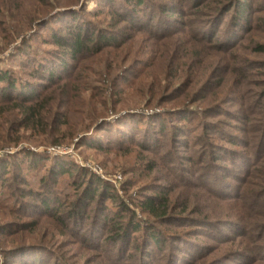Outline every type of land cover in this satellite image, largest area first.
Wrapping results in <instances>:
<instances>
[{
	"label": "rangeland",
	"instance_id": "374dc122",
	"mask_svg": "<svg viewBox=\"0 0 264 264\" xmlns=\"http://www.w3.org/2000/svg\"><path fill=\"white\" fill-rule=\"evenodd\" d=\"M123 1L0 0V70L21 83L33 81L25 68L30 56L60 51L52 34L71 21L60 17L65 8L93 27L131 38L118 53L106 50L79 64L91 71L87 88L70 95L69 117L75 122L91 107L101 127L50 146L43 127L19 129V111L0 117V164L8 162L9 172L0 175V264H139L144 231L120 247V257L108 244L97 245L109 236L102 220L115 217L122 204L135 211L136 223L153 224L173 239H165L163 256L148 243L151 264H177L175 257L182 264L197 257L193 264H264V252L257 255L264 201L257 208L251 196L264 193V149L256 141L264 130V0H145L138 22L169 9L156 20L162 22L157 37L122 22ZM235 5L241 15L226 12ZM28 152L48 160L28 169L22 160ZM50 158L104 181L114 199H83L84 209L78 199L85 185L67 176L52 183ZM45 180H51L47 188ZM158 194H166L169 214L180 219L159 224L141 213L140 203ZM244 204L247 213H260L259 224L252 225ZM108 224L117 227L115 219ZM185 246L194 248L188 253Z\"/></svg>",
	"mask_w": 264,
	"mask_h": 264
},
{
	"label": "trees",
	"instance_id": "16d2710c",
	"mask_svg": "<svg viewBox=\"0 0 264 264\" xmlns=\"http://www.w3.org/2000/svg\"><path fill=\"white\" fill-rule=\"evenodd\" d=\"M241 1L242 0H234V3H240ZM145 5V0H124L123 3H121V12L127 16L123 17L124 20H122V22H128L127 24H134L135 22L133 27H135V30H137L138 33L147 32L153 37H157L161 34V31L159 32V30H156L155 26H158L162 22L158 23L156 20L157 18H159V16L163 15L164 12H167L169 9H165L163 11L161 10V15L158 16H155L156 13H153L152 17L145 18V23H142L141 21L138 22L139 19L136 18V15L138 14L139 16L141 14L142 8H144ZM112 9L113 11H116L114 7ZM239 9L240 6H236L235 10H232L231 8V10L228 9L226 10V12L235 11L239 15L241 13ZM77 12L78 11L74 10L72 7H68L64 9L62 14H60V17L66 15L71 16L69 17L71 21H66L63 24V32L52 34V44L55 45L60 51L56 50L55 52H51L49 53V56L43 57L41 59H37L36 54H33V57L30 56V60L26 64L25 68L28 69L29 76L33 80L32 82H23V84L18 79L12 78L11 76L13 73L9 70H0V84H3L2 86H0V117L3 115H7L13 111H19L21 115L20 121L17 122V124H19V129L24 128L33 131L40 126L43 127L40 135L41 137L46 138L50 146H60L72 141L80 131H84L89 127H92L94 125V122L96 121L97 113H90L91 107H88L86 109L90 114H85L84 116L78 118L75 122H72L69 117V102L73 104V97H75L74 95H70L71 93H77L80 90H85L87 88L84 80H86L88 77L87 73L91 71L90 69L85 68L83 65L79 64L89 61L93 57L99 55L102 52H105L106 50L118 53L124 47V45L129 43L128 41H130L131 39L128 38L125 34H121L120 36L116 37V35L118 34L113 35V32L111 30H100L99 27H93L89 25L88 22L83 21V14L80 13V15H78ZM120 14L118 11H116L115 16L121 19ZM134 18H136L137 20H134ZM153 19H155V25ZM79 21H83L85 22V24ZM204 38H206V36ZM129 46L130 45H128V47ZM85 71L87 72L85 73ZM5 108L8 109L6 110ZM182 122L185 123V121ZM101 125L103 124H100L99 126L97 123L94 126H96L97 128L101 127ZM263 136L264 130L262 138L260 140H256L258 143V150L260 151H263L264 149ZM50 159V165L52 166L51 177L55 180H45L43 182L44 187L47 188V183H49L50 181L52 183H56L58 177L67 176L68 178L72 179L73 185L79 183H81L79 185L81 187H84L85 185V188H82V196H80L78 199L79 203H84L83 199H85L86 203L89 204L95 198V196L104 200L114 199V197L112 196L114 194H111L110 189L104 185V181L96 177H93L92 179L88 172L85 170H79L75 167L72 169H66L62 165H59L57 160L55 161V159ZM22 160L23 163L26 164V167L30 169L33 165L43 164L48 159L44 157L38 158L36 154L28 152L22 155ZM7 164L8 162H6V164L4 163V165L0 164V175L2 177L9 173ZM95 182L97 183L96 186L94 184ZM42 194L43 192H39L35 196L40 198ZM241 195L243 196V194ZM222 196L225 199L231 198L230 196L226 198L227 194H224ZM251 196L254 200H257V208L260 206L261 201H264V193L260 194L259 192H255ZM48 198L49 197L47 196L46 200ZM244 198L246 197L244 196ZM49 202H53V204H55V206L57 207H60L62 205V203L58 201V198H50ZM168 202L169 198L166 197V194L162 196L161 194H158L153 197H146V199H144V201L140 203L141 213L150 216L155 223L159 224L169 221L171 222L173 219H180L179 217H173L169 214L170 210ZM45 203H48V200ZM86 207L87 205L84 203V209H86ZM118 209H121V211L119 213H116L114 215L115 217L107 220H102L101 229L105 232L107 231L109 236H106L104 240L98 242V247L108 244L109 246H111L110 253L120 257V255H122V250L120 247L127 248L131 240L136 238L135 233L137 231H139V233L144 231V235H146L144 237H146V240L148 242L143 241V246L139 247L138 249L139 254H137L136 252L135 259H137V257L139 256V264H146L148 262L149 253L151 251V249L148 248L150 247L154 246L156 248V252L161 256H163L162 254L163 252L165 253V251L168 254V240L173 239H171L170 237L168 238V236L164 235L161 230L155 228V225L153 224L150 225V223H147V227L144 228L142 226V223H136L135 217L137 215L135 211L129 206H125L124 204H122L118 207ZM244 209V211L246 212V204H244ZM248 211H250V209ZM77 213L78 211L75 207L71 210L69 215L74 217ZM246 214L247 216H249V220H252L251 222L253 226L260 223L259 212L256 211L253 214L246 212ZM114 219L116 220L117 227L113 230L112 228H109L110 224L104 225L105 222H111ZM247 226L248 225L246 224L245 228ZM127 228L130 229V232H128ZM166 238L168 239V242L164 244ZM151 241L153 246L148 244ZM183 241L185 240L181 238L180 242L186 243ZM94 242H96V238H94ZM192 244L191 242H188V245ZM146 245H148L146 247L148 251L145 248ZM192 248L194 247L185 246L184 249L185 251L187 250L188 253H191ZM199 249L200 248L197 247V250ZM258 251L259 254L257 253V255L260 256L261 253L262 257V254L264 252V244L261 245V248L258 249ZM128 254L129 253L127 252L124 253V255H127L128 259H134L131 254ZM254 257H256V255H254ZM243 258L244 260H246L247 258L250 259V257H247L246 255ZM151 259L152 258L149 259L148 263H150ZM175 259L176 262H178L177 264H182V258L175 257ZM198 260V257L195 258L192 264L194 262H197Z\"/></svg>",
	"mask_w": 264,
	"mask_h": 264
}]
</instances>
